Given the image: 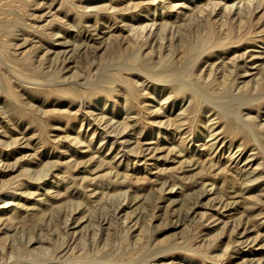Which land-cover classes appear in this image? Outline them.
<instances>
[{
	"label": "rangeland",
	"instance_id": "1",
	"mask_svg": "<svg viewBox=\"0 0 264 264\" xmlns=\"http://www.w3.org/2000/svg\"><path fill=\"white\" fill-rule=\"evenodd\" d=\"M0 264H264V0H0Z\"/></svg>",
	"mask_w": 264,
	"mask_h": 264
},
{
	"label": "bare ground",
	"instance_id": "2",
	"mask_svg": "<svg viewBox=\"0 0 264 264\" xmlns=\"http://www.w3.org/2000/svg\"><path fill=\"white\" fill-rule=\"evenodd\" d=\"M174 72V71H173ZM176 77V76H175ZM173 78V77H172ZM210 137V136H209Z\"/></svg>",
	"mask_w": 264,
	"mask_h": 264
}]
</instances>
